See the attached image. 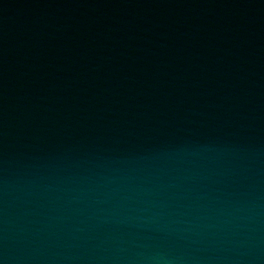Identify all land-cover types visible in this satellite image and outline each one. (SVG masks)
Listing matches in <instances>:
<instances>
[{"label":"water","instance_id":"obj_1","mask_svg":"<svg viewBox=\"0 0 264 264\" xmlns=\"http://www.w3.org/2000/svg\"><path fill=\"white\" fill-rule=\"evenodd\" d=\"M0 264H264V0H0Z\"/></svg>","mask_w":264,"mask_h":264}]
</instances>
